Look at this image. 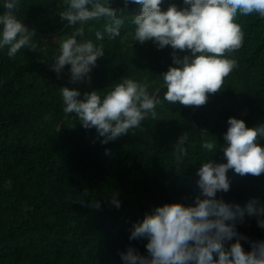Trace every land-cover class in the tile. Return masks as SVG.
<instances>
[{"label": "trees", "instance_id": "16d2710c", "mask_svg": "<svg viewBox=\"0 0 264 264\" xmlns=\"http://www.w3.org/2000/svg\"><path fill=\"white\" fill-rule=\"evenodd\" d=\"M170 3L181 6V0H162L161 9ZM110 6L128 17L121 36L105 35L99 41L104 56L90 78L72 83L70 66L59 75L51 70L60 40L78 26L59 17L64 0H21L16 14L33 32L35 47L12 58L7 48L0 50V264H122L118 251L128 246L145 255L146 239H128L133 224L156 206L192 203L201 163L226 162L228 118L241 119L246 127L264 123V18L237 12L234 22L243 42L225 53L237 64L220 90L192 106L163 99L159 75L172 65L171 47L127 35L140 6L125 8L122 0H111ZM96 30H103L102 20L89 21L84 38L96 42ZM176 51L181 57L189 52ZM124 78L147 83L149 93L161 99L156 116L143 119L141 127L102 144L95 127L85 129L74 113L63 112L59 88L79 89L81 97L93 90L103 95ZM185 133L187 155L176 161L175 144ZM204 140L216 143L215 151L203 149ZM255 143L264 148V137ZM226 176L230 189L218 198L241 207L253 198L264 204V172L241 176L229 169ZM113 192L119 208L109 203ZM237 231L252 241L264 239V229L247 214ZM241 245L251 250L243 240Z\"/></svg>", "mask_w": 264, "mask_h": 264}, {"label": "clouds", "instance_id": "9594fccd", "mask_svg": "<svg viewBox=\"0 0 264 264\" xmlns=\"http://www.w3.org/2000/svg\"><path fill=\"white\" fill-rule=\"evenodd\" d=\"M111 0H64L65 7L59 17L70 26L72 33L61 39L51 70L60 74L70 66V82L87 81L96 66L97 58L104 56V45L99 43L121 36V27L128 18L123 10L110 6ZM139 5L138 14L130 17L134 26L127 34L132 40L143 43L151 40L157 48L170 46L172 65L159 76L166 89L163 99L169 103L199 106L207 95L220 90L224 78L235 68L237 61L225 53L241 47L243 32L234 17L257 13L264 18V0H181V6L170 3L161 9L162 0H122ZM21 0H0V50L7 48V56L14 57L22 48H34L33 32L18 18ZM103 21V30H96V42L84 38V27L89 21ZM189 50L182 57L176 50ZM147 83L124 78L98 94L95 90L81 92L76 88H59L63 112L74 113L85 129L95 127L106 144L125 135L130 129L141 127V121L155 117L159 96L149 93ZM223 133L226 146L223 158L201 163L196 170L198 194L192 203H165L146 213L143 220L134 223L128 236L146 239V254L141 255L133 246L118 255L122 264H264V239L249 240L237 231V223L245 214L256 218L264 229V204L253 198L244 207L225 202L217 193H227L229 169L243 176L264 172V148L255 143L264 137V123L246 127L241 119L229 117ZM187 133L178 137L173 151L176 161L187 155ZM216 143L204 140L201 147L215 151ZM108 150L105 149L107 155ZM118 193L113 192L109 203L120 207ZM95 208L100 202L94 203ZM250 245L244 251L241 241ZM234 241V242H233ZM214 255L217 257L213 259Z\"/></svg>", "mask_w": 264, "mask_h": 264}, {"label": "water", "instance_id": "95a60500", "mask_svg": "<svg viewBox=\"0 0 264 264\" xmlns=\"http://www.w3.org/2000/svg\"><path fill=\"white\" fill-rule=\"evenodd\" d=\"M89 75H90V73H89Z\"/></svg>", "mask_w": 264, "mask_h": 264}]
</instances>
